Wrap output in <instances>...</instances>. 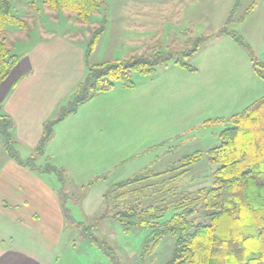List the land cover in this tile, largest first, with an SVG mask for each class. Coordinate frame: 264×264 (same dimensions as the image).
<instances>
[{
    "label": "rangeland",
    "instance_id": "obj_1",
    "mask_svg": "<svg viewBox=\"0 0 264 264\" xmlns=\"http://www.w3.org/2000/svg\"><path fill=\"white\" fill-rule=\"evenodd\" d=\"M12 11L27 23L26 29L5 28L14 54L35 42L43 29L73 32L74 26L79 27L76 39L85 52L93 31L103 26L89 64L151 56L153 50H160L180 52L182 60L193 67L169 62L153 74L134 72L133 92L116 83L112 90L122 89L116 97L93 100L116 105L112 111H104L103 126L89 135L97 140L85 150L74 151L75 157L86 161L88 171L81 177L76 171L68 174V197L61 201L62 184L57 176L37 174L59 196L75 223L88 227L104 244L100 247L83 240L81 226L67 222L57 245V264H113L112 258L114 264H164L174 239L162 238L149 256L139 260L150 229L126 230L103 216V194L119 181L147 170H164L195 153H201L199 160L189 167L177 192L212 185L218 165L206 153L218 146L221 130L229 125L218 121L264 96V80L255 73L252 61L254 57L264 62V0H105L86 23L65 21L61 17L69 15L68 11L50 10L43 0H12ZM223 28L241 36L253 57L229 33L222 32ZM196 40L197 52L184 57L182 51L190 50ZM16 146L13 143L20 158L29 156ZM1 153L6 152L0 138V165ZM37 162L42 164L44 157ZM196 220L208 218L195 216Z\"/></svg>",
    "mask_w": 264,
    "mask_h": 264
},
{
    "label": "trees",
    "instance_id": "obj_2",
    "mask_svg": "<svg viewBox=\"0 0 264 264\" xmlns=\"http://www.w3.org/2000/svg\"><path fill=\"white\" fill-rule=\"evenodd\" d=\"M105 4V0H43L50 10H64L75 21L86 23L90 16ZM7 25L26 29V21L12 11V0H0V80H4L20 60L7 44ZM103 31H93L85 52L83 77L74 85L69 99L57 107L56 113L42 124V130L33 153L20 158L12 145L13 120L1 112L0 138L6 154L19 165L39 174L52 173L61 182V201L68 197L65 183L68 173L47 161L36 163L51 139L54 125L75 114L83 104L97 94L110 91L116 83L131 89V74H153L160 65L169 62L186 69L193 67L182 60L180 52L153 50L151 56L140 55L130 59H116L89 64L88 59ZM238 45L252 51L243 38L226 28ZM196 45L184 50L188 57L197 52ZM255 73L264 80V62L252 59ZM218 122L228 123L219 134L218 146L208 149V159L217 164L211 186L193 191L177 192L179 182L188 173L201 153L185 155L178 163L160 171L147 170L111 185L103 194L106 212L128 230L149 228L150 237L139 254L141 261L152 253L154 246L164 237L174 239L170 256L164 264H264V96L241 112ZM94 181V180H93ZM62 190L65 193L62 194ZM65 201V200H64ZM66 222L81 226L82 239L104 247L88 227L75 223L70 211L61 203ZM171 214L166 217L167 213ZM110 213V214H109ZM203 215V216H201ZM208 218L207 221L196 220ZM113 257V256H112ZM112 262L115 263L114 258ZM140 262V261H139ZM113 263V264H114Z\"/></svg>",
    "mask_w": 264,
    "mask_h": 264
},
{
    "label": "crops",
    "instance_id": "obj_3",
    "mask_svg": "<svg viewBox=\"0 0 264 264\" xmlns=\"http://www.w3.org/2000/svg\"><path fill=\"white\" fill-rule=\"evenodd\" d=\"M61 18L77 22L70 14ZM78 28L74 26L73 32L43 29L35 42L17 53L20 60L0 80L1 112L12 118V137L16 148L26 152L24 155L33 153L43 122L66 103L85 73L84 45L76 39ZM121 90L97 94L75 114L57 122L36 163L43 165L48 157L68 174L76 171L79 177L85 175L86 161L75 157L74 151L85 150L97 140L89 139V135L103 126L104 111H112L116 105L92 102L113 94L116 97ZM1 156L0 264H57V245L67 223L59 196L42 184L39 173L19 165L6 153ZM41 157L44 162L39 164Z\"/></svg>",
    "mask_w": 264,
    "mask_h": 264
}]
</instances>
